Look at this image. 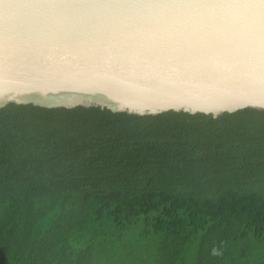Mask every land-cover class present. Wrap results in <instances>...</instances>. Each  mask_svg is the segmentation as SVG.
I'll return each instance as SVG.
<instances>
[{
    "label": "trees",
    "instance_id": "16d2710c",
    "mask_svg": "<svg viewBox=\"0 0 264 264\" xmlns=\"http://www.w3.org/2000/svg\"><path fill=\"white\" fill-rule=\"evenodd\" d=\"M0 264H264V114L0 110Z\"/></svg>",
    "mask_w": 264,
    "mask_h": 264
},
{
    "label": "water",
    "instance_id": "95a60500",
    "mask_svg": "<svg viewBox=\"0 0 264 264\" xmlns=\"http://www.w3.org/2000/svg\"><path fill=\"white\" fill-rule=\"evenodd\" d=\"M264 114V0H0V110Z\"/></svg>",
    "mask_w": 264,
    "mask_h": 264
},
{
    "label": "clouds",
    "instance_id": "9594fccd",
    "mask_svg": "<svg viewBox=\"0 0 264 264\" xmlns=\"http://www.w3.org/2000/svg\"><path fill=\"white\" fill-rule=\"evenodd\" d=\"M211 255L212 256H216V257H219V256H222L223 255V251L221 248H218V247H213L212 248V251H211Z\"/></svg>",
    "mask_w": 264,
    "mask_h": 264
}]
</instances>
